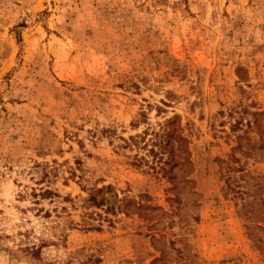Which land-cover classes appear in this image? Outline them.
I'll list each match as a JSON object with an SVG mask.
<instances>
[{
	"label": "rangeland",
	"instance_id": "1",
	"mask_svg": "<svg viewBox=\"0 0 264 264\" xmlns=\"http://www.w3.org/2000/svg\"><path fill=\"white\" fill-rule=\"evenodd\" d=\"M0 264H264V0H0Z\"/></svg>",
	"mask_w": 264,
	"mask_h": 264
},
{
	"label": "trees",
	"instance_id": "2",
	"mask_svg": "<svg viewBox=\"0 0 264 264\" xmlns=\"http://www.w3.org/2000/svg\"><path fill=\"white\" fill-rule=\"evenodd\" d=\"M251 217H252V216H251ZM251 217H250V218H251Z\"/></svg>",
	"mask_w": 264,
	"mask_h": 264
}]
</instances>
